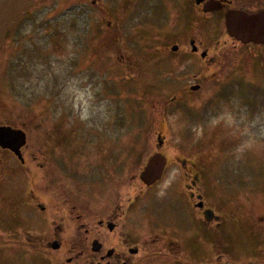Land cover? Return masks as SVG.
<instances>
[{"label":"rangeland","instance_id":"rangeland-1","mask_svg":"<svg viewBox=\"0 0 264 264\" xmlns=\"http://www.w3.org/2000/svg\"><path fill=\"white\" fill-rule=\"evenodd\" d=\"M131 1H111L112 31L103 33L91 0H52L42 9L50 11L47 31L36 25L40 29L24 35L16 52L4 51L0 123L24 128L33 157H27L28 171L18 166L17 184L8 176L0 190H43V145L49 141L51 190L113 189L118 196L128 190L134 198L146 187L141 170L160 150L169 168L138 200L157 231H176L174 215L157 193L194 162L195 189L217 203L225 202L220 195L238 196L243 214L251 213L255 230L264 234V46L229 52L245 60L224 72L207 71L172 50L170 0ZM156 45L165 47L163 53ZM188 221L177 224L195 231L191 241L180 240L195 261L205 254L206 236L197 218ZM258 233L243 224L230 242L237 250L233 264L264 262ZM0 264L52 260L20 246L3 253Z\"/></svg>","mask_w":264,"mask_h":264},{"label":"flooded vegetation","instance_id":"flooded-vegetation-1","mask_svg":"<svg viewBox=\"0 0 264 264\" xmlns=\"http://www.w3.org/2000/svg\"><path fill=\"white\" fill-rule=\"evenodd\" d=\"M21 1L19 6L18 0H0V33L4 32L0 42V62L6 58L4 51L16 52L25 39L24 35L40 29L36 25H41L42 33L47 31L45 26L49 24L50 11L42 9L52 0ZM58 1L65 4L81 2ZM91 1L101 30L110 33L112 0ZM128 3L132 1L128 0ZM169 6L171 18L175 15V22L171 25L175 30L171 34V41L175 40L172 44L177 46L175 52L192 57L207 71L218 67L224 72L245 60L235 56L230 58L229 52L254 44L243 43L227 32L226 14L230 11L261 12L264 0H170ZM164 48L154 47L157 53H163ZM195 77L201 78V75ZM205 85L203 80L202 87ZM0 126L24 130L8 123H0ZM49 146V141L43 145L48 164L43 190H32L29 185L20 192L0 190V256L26 246L45 254L52 264H233L231 258L236 256L237 250L231 249L230 242L238 239L243 224L247 230L258 233L253 215L243 214L238 196L223 198L220 195L225 202L217 203L215 198L195 189L197 163L184 165V170L178 172L168 189L157 193L163 199L164 208L170 209L176 220L173 223L176 231L172 233L165 226L163 233L162 227L157 231L152 221L145 218L146 207L138 203L154 185L138 190L134 198H130L128 190H122L119 196L120 190L113 189L51 190ZM20 151L21 158L0 146V186L8 176L13 184H17L18 166L25 171L31 168L27 157L33 156L28 152L27 142ZM166 158L163 176L171 162ZM173 187L178 190H171ZM191 218L199 220L206 236L205 240L198 236L205 254L195 261L180 241H191L195 231L192 225L186 230L177 224L184 220L190 224L188 220L193 222ZM258 234L262 238V247L258 251L264 255V234ZM255 264L264 262L256 261Z\"/></svg>","mask_w":264,"mask_h":264},{"label":"water","instance_id":"water-1","mask_svg":"<svg viewBox=\"0 0 264 264\" xmlns=\"http://www.w3.org/2000/svg\"><path fill=\"white\" fill-rule=\"evenodd\" d=\"M22 3L18 0V5ZM225 24L227 32L243 43L251 41L264 43V10L255 14H248L243 11H230L226 14ZM3 33H0V42L3 40ZM172 50H177L176 46ZM194 90L197 87L193 88ZM162 141L159 140V144ZM26 144V134L21 129L10 126L0 127V146L13 151L21 158V147ZM166 165V157L161 152L151 155L140 173V180L150 186L161 179Z\"/></svg>","mask_w":264,"mask_h":264}]
</instances>
